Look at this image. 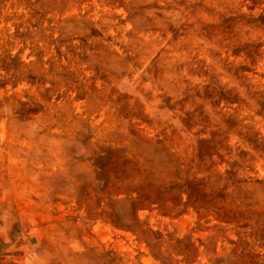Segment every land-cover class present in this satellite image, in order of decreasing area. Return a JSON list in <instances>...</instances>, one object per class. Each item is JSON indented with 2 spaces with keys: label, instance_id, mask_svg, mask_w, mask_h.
Listing matches in <instances>:
<instances>
[{
  "label": "rangeland",
  "instance_id": "obj_1",
  "mask_svg": "<svg viewBox=\"0 0 264 264\" xmlns=\"http://www.w3.org/2000/svg\"><path fill=\"white\" fill-rule=\"evenodd\" d=\"M0 264H264V0H0Z\"/></svg>",
  "mask_w": 264,
  "mask_h": 264
}]
</instances>
